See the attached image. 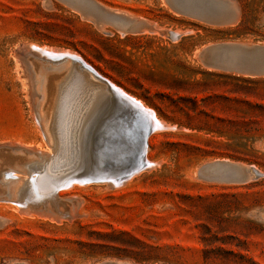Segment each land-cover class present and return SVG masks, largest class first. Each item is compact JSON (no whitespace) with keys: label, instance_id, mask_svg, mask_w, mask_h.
I'll return each mask as SVG.
<instances>
[{"label":"rangeland","instance_id":"obj_1","mask_svg":"<svg viewBox=\"0 0 264 264\" xmlns=\"http://www.w3.org/2000/svg\"><path fill=\"white\" fill-rule=\"evenodd\" d=\"M91 1L122 22L160 28L123 36L65 0H0V264H264V76L199 58L215 44L264 46V0H236L238 22L222 27L176 15L166 0ZM26 47L75 53L151 109L161 121L147 140L152 168L120 187L59 191L58 212L54 202L20 197L26 164L48 148L45 81L57 83L70 65L67 57L49 67ZM216 161L262 177L239 181L234 169L201 168Z\"/></svg>","mask_w":264,"mask_h":264},{"label":"water","instance_id":"obj_2","mask_svg":"<svg viewBox=\"0 0 264 264\" xmlns=\"http://www.w3.org/2000/svg\"><path fill=\"white\" fill-rule=\"evenodd\" d=\"M65 2L78 10H85L93 16L99 14L110 22H119L127 32L132 34L144 33L143 27L146 26L145 22H148L142 19L135 22L127 20L122 22L121 19L123 18L106 11L91 0H65ZM166 3L176 15L200 20L212 26L234 25L241 16L240 7L236 0H166ZM25 50L31 57H35L43 64L53 68H60L67 59V56L49 57L33 48L28 49L26 47ZM213 54H218L219 57L213 59L211 56ZM199 58L208 68L221 67L248 77L264 76V46L234 43L215 44L201 50ZM69 61L70 69L63 72V83L69 78L73 69L87 77L90 75L94 77L99 85L101 83L106 86L107 93L100 104L101 118L96 120L90 134V158L96 166V170L93 169L79 181L83 184L123 185L130 178L148 168L146 160L147 140L158 128L154 115L112 88L107 80L99 76L81 58L70 57ZM132 135L137 137L134 144L130 143L129 140V136ZM205 167L209 169H234L239 181L262 177L252 167L247 168L223 161L206 164L201 168ZM41 173H43V168L38 164L33 170V176L37 179ZM71 181L66 179L61 185L55 184L54 191L63 188ZM37 188L39 189V184L33 180L30 190L27 192L30 191V194H35ZM26 206L36 207L28 201H23L22 207Z\"/></svg>","mask_w":264,"mask_h":264},{"label":"bare ground","instance_id":"obj_3","mask_svg":"<svg viewBox=\"0 0 264 264\" xmlns=\"http://www.w3.org/2000/svg\"><path fill=\"white\" fill-rule=\"evenodd\" d=\"M149 30H150V27H149ZM172 33H174V32H172ZM177 37H180V36H177ZM36 48H37V46H36ZM39 50H40L41 54L47 55L49 57H52L50 55L60 56V57L67 56L68 58L75 56V53L72 54V52H71V54H70L69 53L70 51L65 53L62 51H51V50L48 51V50H44V49H40V48H39ZM69 69H70V65L68 66L67 71ZM91 77H92L91 75L89 77H87V76H85L81 73H78L72 69L69 78L64 83L62 82L64 76H62L61 79H59L58 82L55 84L53 83V80L55 78H59L58 76H55V77L51 76V77H48L46 79L43 89H44V93L46 92L48 94V97H47L45 103H48L49 106H48L47 112L44 113L46 120H45V124H44L45 130H43V131L46 132V136L48 139L47 140L48 141V144H47L48 148H47V152H45L46 154L44 156L42 155L43 158L40 161H35V162L30 161L31 163H28V164L25 163L27 165L28 175L27 174L26 175L28 176V178L27 179L24 178L26 180L24 183L21 184L22 186L18 190L20 193V197L23 196L27 200L34 201L37 203H39V202L40 203L41 202H46V203L54 202L56 204L53 206V211L57 210L58 206L61 204L59 201L57 203L54 200V199H56L55 198L56 193L59 191L68 190L73 185H86V184L81 183L79 181V179L84 178L93 169L96 170V166L94 165L92 159L90 158V149H91L90 134H91L92 128L96 124V120L100 117V114H101L100 113V104H101L102 100L107 96V93H106V86H104L102 84H100V85L96 84ZM109 84L112 88L116 89L118 92H120V94H122L128 100H130V101L134 102L135 104L141 106L144 110L153 113V111L151 109H148L147 106L145 107L144 104H142L140 101L136 100L135 98H133L129 94H127L124 91H122L121 89L117 88V86L115 87V85H113L111 83H109ZM47 116H48V119H47ZM154 118H155L157 125H158V128H156L154 131V132H156L161 128V123H160L161 121L159 122L155 116H154ZM163 129H165V127ZM129 140H130V143L134 144L137 141V137H135L133 135L129 136ZM47 141H46V143H47ZM32 149L34 150V148H32ZM42 150H44V149H42ZM36 151H38V150H36ZM41 152L43 154V151H41ZM10 159L11 158H7L4 160V162L8 164L10 162ZM147 162H148V168L146 170L151 169L153 166L152 162H150L148 160H147ZM38 164H40V166L43 168V173H41L37 177V179H35V177L33 176V170ZM2 170H3V168L0 167V173ZM3 171H5V170H3ZM14 171H15V169H14ZM24 171H26L25 167H24ZM16 172H18V171H16ZM24 174H25V172H24ZM76 174H78V175H76ZM15 175H17V174H15ZM8 177H9V175H8ZM6 178H7V175H6ZM18 179H19V177H18ZM21 179H19V181ZM66 179H70L72 181L68 185L64 186L63 188H60L59 190L54 191V187H55L54 185L55 184L61 185V183H64ZM9 180H11V179H9ZM17 180H15L14 183ZM33 180L35 182H37V184H39V189L37 188L35 194H30V191L27 192V190H30V186H31ZM11 181H13V180H11ZM8 182H10V181H8ZM95 184H98V183H95ZM105 185H110V184H105ZM110 186L120 187L122 185L113 184ZM11 187H13V186H11ZM16 193H17V190H16ZM14 195L15 194H13L12 196H14ZM12 199H10V201ZM47 206L45 205V207H47ZM60 211H61V209H60ZM57 212H58V210H57ZM61 212H66V211H61ZM61 212H60V214H61ZM44 213H46V212L44 211ZM49 216H50V214H49Z\"/></svg>","mask_w":264,"mask_h":264},{"label":"crops","instance_id":"obj_4","mask_svg":"<svg viewBox=\"0 0 264 264\" xmlns=\"http://www.w3.org/2000/svg\"><path fill=\"white\" fill-rule=\"evenodd\" d=\"M86 14V13H85ZM87 16H89L88 14H87ZM93 18V17H92ZM95 18V17H94ZM96 20H97V18H95ZM128 20H129V22L131 21V22H133V19H130V18H128ZM126 21V20H125ZM97 22H100V24L102 23L100 20H97ZM110 21H107V22H103L102 23V25H104V24H107V23H109ZM117 27H118V33H119V35H125L126 34V32H127V30L124 28V26L120 23L119 24V22L118 23H115V22H113ZM147 23V25L146 26H144L143 27V30L142 31H144V34L145 33H149L150 31H148V28H149V26H151V25H153V27H155V28H158V26L155 24V23H150V22H146ZM160 28V27H159ZM122 31H123V33H122ZM151 33V32H150Z\"/></svg>","mask_w":264,"mask_h":264}]
</instances>
